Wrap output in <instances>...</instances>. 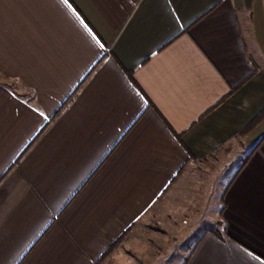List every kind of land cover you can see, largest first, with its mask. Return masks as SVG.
<instances>
[{
	"label": "crops",
	"instance_id": "crops-1",
	"mask_svg": "<svg viewBox=\"0 0 264 264\" xmlns=\"http://www.w3.org/2000/svg\"><path fill=\"white\" fill-rule=\"evenodd\" d=\"M189 239L264 264V0H0V264Z\"/></svg>",
	"mask_w": 264,
	"mask_h": 264
},
{
	"label": "rangeland",
	"instance_id": "rangeland-1",
	"mask_svg": "<svg viewBox=\"0 0 264 264\" xmlns=\"http://www.w3.org/2000/svg\"><path fill=\"white\" fill-rule=\"evenodd\" d=\"M18 87L20 89H22L19 85H18ZM216 163H218V161L213 162V164H216ZM221 179L223 180L224 178L222 177ZM192 242H191L190 239L189 240H180L178 242V245H177L178 247L175 250V255L176 256L175 255H173L171 257H164L163 256V260L165 261V262H163V264H183L185 258L187 257V254L189 253V250L191 248ZM177 254H178V256H177Z\"/></svg>",
	"mask_w": 264,
	"mask_h": 264
},
{
	"label": "snow or ice",
	"instance_id": "snow-or-ice-1",
	"mask_svg": "<svg viewBox=\"0 0 264 264\" xmlns=\"http://www.w3.org/2000/svg\"><path fill=\"white\" fill-rule=\"evenodd\" d=\"M65 3H67V0H65Z\"/></svg>",
	"mask_w": 264,
	"mask_h": 264
}]
</instances>
